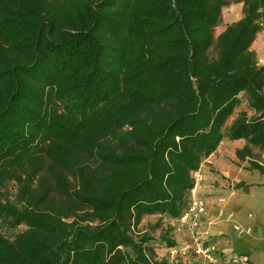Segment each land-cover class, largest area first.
<instances>
[{"label":"trees","instance_id":"obj_1","mask_svg":"<svg viewBox=\"0 0 264 264\" xmlns=\"http://www.w3.org/2000/svg\"><path fill=\"white\" fill-rule=\"evenodd\" d=\"M230 3L241 19L214 39ZM263 28L264 0H0V191L19 204L0 200V224L26 227L0 234V264H169L130 230L177 219L225 138L264 175ZM45 160L77 182L65 206L31 191Z\"/></svg>","mask_w":264,"mask_h":264},{"label":"crops","instance_id":"obj_2","mask_svg":"<svg viewBox=\"0 0 264 264\" xmlns=\"http://www.w3.org/2000/svg\"><path fill=\"white\" fill-rule=\"evenodd\" d=\"M263 40L264 28L257 34L251 50L256 53L257 61L262 60L264 65V46L260 45ZM244 144L243 140L229 141L225 138L215 153L207 159L212 170L200 168L195 173L199 179L196 180L192 194L203 199L207 205L208 213L202 223L204 231L212 238H221L228 244L236 241L241 234H248L247 236L255 239L257 253L264 257V175L257 171L239 170L235 165V151ZM225 147L232 148L230 160L225 157L222 159L223 153H220V149ZM232 170L236 173L234 177ZM238 172H246L248 179L239 178ZM238 183L249 186L248 191L233 189ZM237 254L250 256L255 264L249 252Z\"/></svg>","mask_w":264,"mask_h":264},{"label":"rangeland","instance_id":"obj_3","mask_svg":"<svg viewBox=\"0 0 264 264\" xmlns=\"http://www.w3.org/2000/svg\"><path fill=\"white\" fill-rule=\"evenodd\" d=\"M94 1H98V0H94ZM241 15H242V5L239 3H230L228 6L223 8L222 22L218 27L214 29V39H216V37L221 32L224 31L226 26L237 22L240 19ZM260 43L261 46H264V40L263 42ZM208 57L210 60L216 58V49L214 47H211L209 49ZM258 63L259 66H264L262 60L260 62L258 60ZM241 97L242 99L244 98L243 96ZM240 112H246L248 115H252V113L248 111L245 103L243 102V104L235 111V115L228 121L227 126L230 125L232 119ZM221 152L223 153L222 159L223 157H225V159L227 160L229 159V156L232 154L233 151L231 147H225L220 149V153ZM89 162L93 167L95 166V162L93 159H90ZM235 165L237 166V168H239V170H244L246 169V167H248L247 163H242L237 160L235 162ZM200 168L206 169L207 171L212 170L210 168V165L207 164V160L206 162L204 161L202 163ZM234 174L236 173L235 171L232 170V177L235 176ZM192 176L195 179V184H196V180L199 179V176L195 175V173ZM237 176L239 178L248 179V174L246 172H241V173L238 172ZM76 189H77V182L75 178L71 174L59 170L56 167H53L52 163L49 162L48 160L44 161V167L35 177L34 182L31 185V191L34 194H38L39 192L48 190V199L55 208H58L60 206H65L68 203L67 202L68 195H70ZM17 190L18 187L14 182H8L0 191V200L1 201L8 200L19 206L18 198H17ZM191 196H192V192L190 198ZM84 212L85 210L78 211L76 213L82 216ZM175 228L176 227L172 226L171 220H169L168 218L154 215V216L143 217L141 222L137 226H134L130 230V232L135 239H138L143 235L147 236L150 239L148 243L149 247L153 249L156 259L161 260L164 259L165 256L163 250L164 245L162 242V237H168L170 240H174L176 243V247L179 249L184 247V245L186 244L185 235L182 232L181 233L176 232ZM25 230L26 227L24 226H20L14 230H11L8 229L4 224H0V234H2L4 237L10 240H12V237L14 235H16L17 233H21ZM247 235L248 234H241V236L238 237L236 241L230 244L225 243V241L221 238H212L211 243L216 246V249H218L219 251H223L227 255V257H230L231 253L232 255H239L237 254V252L247 251L250 253L255 264H264L263 254L257 253V250L255 249V239ZM244 257H246L245 264H253V261L250 259V256L245 255ZM193 261H194L193 256L189 254H185L183 256L179 255L178 257L174 258L173 262L169 264H194Z\"/></svg>","mask_w":264,"mask_h":264},{"label":"built area","instance_id":"obj_4","mask_svg":"<svg viewBox=\"0 0 264 264\" xmlns=\"http://www.w3.org/2000/svg\"><path fill=\"white\" fill-rule=\"evenodd\" d=\"M207 205L203 199L192 194L187 208L175 220H171L176 232H182L186 237V244L182 248L164 247V260L172 263L179 255L189 254L194 258V264H245L243 255H227L216 249L211 243L212 237L203 230L202 223L207 216Z\"/></svg>","mask_w":264,"mask_h":264}]
</instances>
